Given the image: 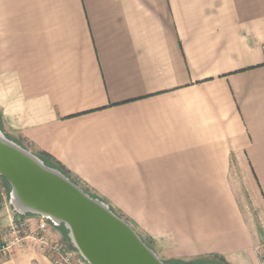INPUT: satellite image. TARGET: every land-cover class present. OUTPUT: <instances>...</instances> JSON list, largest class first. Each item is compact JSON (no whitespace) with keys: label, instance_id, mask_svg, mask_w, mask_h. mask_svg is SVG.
<instances>
[{"label":"crops","instance_id":"crops-1","mask_svg":"<svg viewBox=\"0 0 264 264\" xmlns=\"http://www.w3.org/2000/svg\"><path fill=\"white\" fill-rule=\"evenodd\" d=\"M263 46L264 0H0V126L157 252L261 264Z\"/></svg>","mask_w":264,"mask_h":264},{"label":"water","instance_id":"water-1","mask_svg":"<svg viewBox=\"0 0 264 264\" xmlns=\"http://www.w3.org/2000/svg\"><path fill=\"white\" fill-rule=\"evenodd\" d=\"M0 177L19 216L62 228L86 264H166L109 204L10 139L0 127Z\"/></svg>","mask_w":264,"mask_h":264},{"label":"built area","instance_id":"built-area-1","mask_svg":"<svg viewBox=\"0 0 264 264\" xmlns=\"http://www.w3.org/2000/svg\"><path fill=\"white\" fill-rule=\"evenodd\" d=\"M264 56V46L262 48ZM9 192L0 177V210L9 207ZM38 220L33 224V219ZM54 226L46 219L37 216H19L14 218L8 226L0 224V262L9 259L17 251H23L28 244L49 253L54 264H86L77 250L69 241H54ZM56 229V228H55ZM261 264H264V254H259Z\"/></svg>","mask_w":264,"mask_h":264},{"label":"rangeland","instance_id":"rangeland-1","mask_svg":"<svg viewBox=\"0 0 264 264\" xmlns=\"http://www.w3.org/2000/svg\"><path fill=\"white\" fill-rule=\"evenodd\" d=\"M18 143V142H17ZM3 182H4V186H5V188L6 189H8V192H9V195H10V190H9V186H8V184L5 182V180L3 179ZM79 186H81L82 187V184L81 185H79ZM9 208L11 209V211H12V213L13 214H15V215H17L16 214V212H14V210H13V207L11 206V204H10V198H9ZM116 214H117V212H116ZM117 215H119V214H117ZM120 216V215H119ZM121 217V216H120ZM124 220H125V218H123ZM125 221H127V220H125ZM128 222V221H127ZM129 224H131L130 222H128ZM132 225V227H134L133 226V224H131ZM135 228V227H134ZM136 229V228H135ZM57 230H62V228H58ZM63 231V230H62ZM137 231V230H136ZM138 232V231H137ZM140 235V234H139ZM141 236V235H140ZM142 237V236H141ZM143 238V237H142ZM144 239V238H143ZM150 245V247L151 248H153L152 246H151V244H149ZM153 249H155V248H153ZM264 249L262 248H259V253H261V254H264V251H263ZM156 251V250H155ZM156 253H157V255L159 256V258L162 260V261H164V262H170L171 263V261H174V260H179V261H183L185 264H214V263H218V262H215L214 260H213V258H211V257H209V258H205V259H202V260H194V259H190V258H177V257H173V255H168L169 253H166L165 255H163V254H161V253H159V252H157L156 251ZM220 262V261H219Z\"/></svg>","mask_w":264,"mask_h":264},{"label":"trees","instance_id":"trees-1","mask_svg":"<svg viewBox=\"0 0 264 264\" xmlns=\"http://www.w3.org/2000/svg\"><path fill=\"white\" fill-rule=\"evenodd\" d=\"M1 127V126H0ZM41 158L43 159V161L48 165V166H50V167H52V168H56V169H58V170H60L63 174H65L67 177H69L73 182H75L77 185H80L76 180H74L71 176H70V174L68 173V171H66L63 167H61V166H59L58 164H54V163H52V162H49V161H47L44 157H42L41 156ZM9 188V187H8ZM84 190H85V192L86 193H88L91 197H94V198H99V197H97V196H95V195H92V194H90L89 192H88V190L87 189H85L84 187H82ZM9 190H10V188H9ZM100 199V198H99ZM100 200H102V199H100ZM102 201H104V200H102ZM105 202V201H104ZM107 203V202H106ZM112 209V208H111ZM113 210V209H112ZM114 211V210H113ZM115 212V211H114ZM116 213V212H115ZM122 218V217H121ZM65 232V231H64ZM65 234H66V232H65ZM144 240V239H143ZM145 241V240H144ZM146 242V241H145ZM147 243V242H146ZM148 244V243H147ZM149 245V244H148ZM150 246V245H149ZM166 264H185V263H182V262H173V263H168V262H165ZM214 264H226L224 261H220V262H218V263H214Z\"/></svg>","mask_w":264,"mask_h":264}]
</instances>
